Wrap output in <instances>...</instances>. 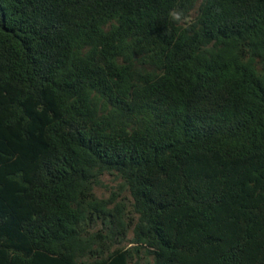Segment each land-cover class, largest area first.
<instances>
[{
    "label": "trees",
    "instance_id": "obj_1",
    "mask_svg": "<svg viewBox=\"0 0 264 264\" xmlns=\"http://www.w3.org/2000/svg\"><path fill=\"white\" fill-rule=\"evenodd\" d=\"M0 264H264V0H0Z\"/></svg>",
    "mask_w": 264,
    "mask_h": 264
},
{
    "label": "rangeland",
    "instance_id": "obj_2",
    "mask_svg": "<svg viewBox=\"0 0 264 264\" xmlns=\"http://www.w3.org/2000/svg\"><path fill=\"white\" fill-rule=\"evenodd\" d=\"M104 184L101 187H98L96 189V193L99 197H110L114 192L113 191H117L118 190V181L115 180L114 177L112 176H105L104 177ZM101 226L98 225L96 227H94V230L100 228ZM133 230H130L128 236L126 238H122L117 240V244L116 246H124V247H130L131 246V239L133 238Z\"/></svg>",
    "mask_w": 264,
    "mask_h": 264
},
{
    "label": "clouds",
    "instance_id": "obj_3",
    "mask_svg": "<svg viewBox=\"0 0 264 264\" xmlns=\"http://www.w3.org/2000/svg\"><path fill=\"white\" fill-rule=\"evenodd\" d=\"M170 15H171L173 20L180 21L183 14L181 12L173 11L172 13H170ZM185 19H187V17H185Z\"/></svg>",
    "mask_w": 264,
    "mask_h": 264
}]
</instances>
